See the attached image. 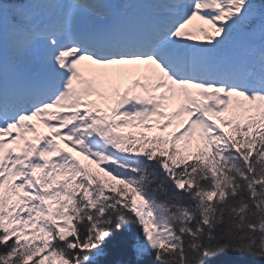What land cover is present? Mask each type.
<instances>
[{"label":"snow or ice","instance_id":"1","mask_svg":"<svg viewBox=\"0 0 264 264\" xmlns=\"http://www.w3.org/2000/svg\"><path fill=\"white\" fill-rule=\"evenodd\" d=\"M0 264H264V0H0Z\"/></svg>","mask_w":264,"mask_h":264}]
</instances>
